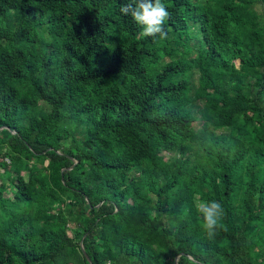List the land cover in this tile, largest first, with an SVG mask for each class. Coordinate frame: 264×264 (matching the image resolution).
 I'll list each match as a JSON object with an SVG mask.
<instances>
[{
  "label": "trees",
  "instance_id": "1",
  "mask_svg": "<svg viewBox=\"0 0 264 264\" xmlns=\"http://www.w3.org/2000/svg\"><path fill=\"white\" fill-rule=\"evenodd\" d=\"M127 2L0 0V264H264V0Z\"/></svg>",
  "mask_w": 264,
  "mask_h": 264
},
{
  "label": "clouds",
  "instance_id": "2",
  "mask_svg": "<svg viewBox=\"0 0 264 264\" xmlns=\"http://www.w3.org/2000/svg\"><path fill=\"white\" fill-rule=\"evenodd\" d=\"M120 11L124 15H130L141 26V36H158L161 40L167 38L164 23L170 13L162 0H128L126 4H122ZM195 208L201 217L200 226L205 238L215 240L218 229L223 227V206L215 200H199L195 202Z\"/></svg>",
  "mask_w": 264,
  "mask_h": 264
},
{
  "label": "rangeland",
  "instance_id": "3",
  "mask_svg": "<svg viewBox=\"0 0 264 264\" xmlns=\"http://www.w3.org/2000/svg\"><path fill=\"white\" fill-rule=\"evenodd\" d=\"M190 33H191V35H192V39H191V43H195L196 42V38H194V36L196 35V33H197V24H191L190 25ZM171 44H173V43H171ZM191 55H193V53H189L188 54V56H191ZM235 63H236V65H238L239 64V60H235ZM196 80H197V72L196 71H194L193 72V79H192V83L195 85L196 84ZM69 142V139H66V140H62V143L64 144V145H66L67 143ZM170 152H166V155H168Z\"/></svg>",
  "mask_w": 264,
  "mask_h": 264
},
{
  "label": "water",
  "instance_id": "4",
  "mask_svg": "<svg viewBox=\"0 0 264 264\" xmlns=\"http://www.w3.org/2000/svg\"><path fill=\"white\" fill-rule=\"evenodd\" d=\"M80 248H81V250H82L84 256L88 259V256H87L86 253L84 252L82 242H80Z\"/></svg>",
  "mask_w": 264,
  "mask_h": 264
},
{
  "label": "built area",
  "instance_id": "5",
  "mask_svg": "<svg viewBox=\"0 0 264 264\" xmlns=\"http://www.w3.org/2000/svg\"><path fill=\"white\" fill-rule=\"evenodd\" d=\"M104 264H110L109 262H106V263H104Z\"/></svg>",
  "mask_w": 264,
  "mask_h": 264
}]
</instances>
